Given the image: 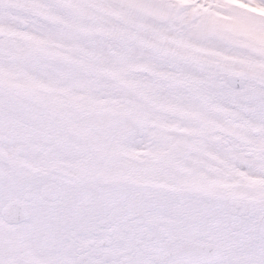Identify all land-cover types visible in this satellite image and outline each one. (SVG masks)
I'll return each instance as SVG.
<instances>
[{"label": "snow or ice", "instance_id": "obj_1", "mask_svg": "<svg viewBox=\"0 0 264 264\" xmlns=\"http://www.w3.org/2000/svg\"><path fill=\"white\" fill-rule=\"evenodd\" d=\"M0 264H264V0H0Z\"/></svg>", "mask_w": 264, "mask_h": 264}]
</instances>
